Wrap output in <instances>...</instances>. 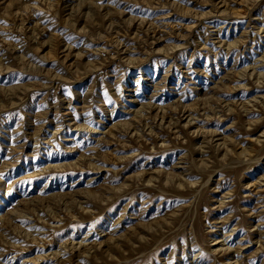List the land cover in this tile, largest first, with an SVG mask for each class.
I'll list each match as a JSON object with an SVG mask.
<instances>
[{
    "label": "rangeland",
    "instance_id": "374dc122",
    "mask_svg": "<svg viewBox=\"0 0 264 264\" xmlns=\"http://www.w3.org/2000/svg\"><path fill=\"white\" fill-rule=\"evenodd\" d=\"M0 264H264V0H0Z\"/></svg>",
    "mask_w": 264,
    "mask_h": 264
}]
</instances>
